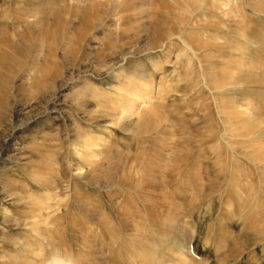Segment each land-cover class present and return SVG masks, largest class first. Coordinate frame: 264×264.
I'll return each mask as SVG.
<instances>
[{"label":"rangeland","instance_id":"374dc122","mask_svg":"<svg viewBox=\"0 0 264 264\" xmlns=\"http://www.w3.org/2000/svg\"><path fill=\"white\" fill-rule=\"evenodd\" d=\"M39 1L0 0V32L14 25L17 41L28 34L26 25L37 24L38 17L25 18ZM99 1L97 9L93 0L61 3L68 11L56 54H47L49 99L44 102L38 94L24 108L20 101L25 97L14 92L16 100L9 101L0 118V264H32V254L19 248L37 236L23 225L31 208L27 200L33 197L42 204L57 202L38 218L45 231L42 247L48 253L55 247L60 264H141V250L154 252L156 258L160 251L153 264L175 252L177 264H264V242L239 243L242 224L237 217L222 220L221 236L213 226L221 209L233 215L235 207H244L250 215L259 192L248 184L252 176L232 170V154L240 155L250 171L254 166L242 154L240 137L224 130L203 74L212 63L221 67L226 59L242 60L241 66L255 75L249 85L259 90L250 94V107L264 106V43L250 42L252 49L242 53L228 48L245 41L237 26L264 38V0H219L220 6H229L224 7L227 19L211 10L209 0ZM235 17L239 25L232 21L230 31L227 21ZM191 26L206 46L198 49L183 40L181 35ZM234 76L225 86H233L231 94L240 102ZM129 81L141 82L138 86L160 104V116L146 130H137L135 114L122 112L130 101ZM232 176L244 180L246 187L237 189L230 201ZM173 216L182 240L173 243L175 247L164 246L161 235L176 232L165 231L160 221ZM133 236L131 244L126 243ZM233 246L240 254H234Z\"/></svg>","mask_w":264,"mask_h":264},{"label":"bare ground","instance_id":"6f19581e","mask_svg":"<svg viewBox=\"0 0 264 264\" xmlns=\"http://www.w3.org/2000/svg\"><path fill=\"white\" fill-rule=\"evenodd\" d=\"M50 1L51 0H43V1H39L35 5H31V7L33 6L32 7L33 9L28 14V17L25 19L28 20V18H30V17L31 18L38 17V18H37V24H35V22H34L35 20H34V21H32V22H34V25L32 23L31 24L29 23V27H28V25H26V27H27L26 29L28 31V32L27 31L26 32L28 34H25V36L28 35L27 38H25L24 34H23V36L19 35L20 38H19V41H17V39L14 36V32H13L14 31V25H12V24H11L12 26H7L6 28L4 27L5 28L4 31L0 32V118H2L5 111L9 109V105H10L9 101L12 98L15 99L14 98L15 97L14 92H16V95H23L25 97V101H20L21 104H22V102L24 103V105H23L24 108H28L30 106V99L32 101H34V99L37 97L38 94H39L38 97H40L44 102L48 98L47 97L48 96L47 90H48L49 82L47 80V76L49 73V66L47 65V63H50V61H49L50 58L48 59L49 55H47V54H50V53L52 54L53 52H55V54H56V50L59 47V41L62 37L63 31L65 30V23L63 21L64 20L63 18L65 17L64 15H65V12L67 10L61 4L65 0L64 1L62 0L63 2H61V3L59 2L61 0H59V1L57 0L58 3H57V1H56V3L60 4V5L56 4V5H54L55 7H53V8H51L52 6L49 7V4H51ZM196 1H198V0H196ZM209 1H210V4H209V2H208V4L210 5L211 10L215 11V13L220 14V15L222 13L221 19L222 18L224 19V17L226 18L228 11L224 9L225 5L221 4L222 6H220L219 0H209ZM45 2L47 3L48 8L45 6L46 5ZM128 2H131V1L129 0ZM204 2H205V0H204ZM235 3H237V2H235ZM90 4H92V1L90 2ZM99 5H100L99 0H93V5H92L93 8L97 9ZM228 7L229 6L227 5V7H225V8L228 9ZM230 7L232 8L235 6L230 5ZM84 8L81 10H83L82 14L85 15L88 10L86 9V7H84ZM236 8L238 9V7H236ZM238 10H240V9H238ZM79 11L80 10H78L77 12H79ZM74 12H75V10H74ZM50 14L53 16H51ZM50 16L54 18V21H53L54 23L52 25H50V22H48V18H50ZM200 16L202 17V14ZM244 16L247 19L252 18V16L249 14H245ZM82 18H83V15H82ZM228 20L229 21H227V23L230 24V27H228V30L231 29L232 21H235L236 25L239 22L237 18L236 19L230 18ZM35 25H38L37 26L38 29L37 28L34 29V27H36ZM237 27H236V32L238 33L239 37H242V38L244 37L245 41L240 42L238 45L235 42V44L237 46H233L232 44H229L228 48L239 50V51L243 49L241 51V53H242V52H244V50L252 49V47L249 44L250 42L251 43L256 42V43H261V44L264 43V38L260 35V33H258V32L250 33L249 31L247 32V29H239ZM36 29H37V31H35ZM81 29H83V28H81ZM252 30H254V29H252ZM77 31H78V29H77ZM175 35H177V34H175ZM178 36H180V35H178ZM199 36H200V33L197 32L196 29L192 26L186 27V29L184 30L183 36L181 35L183 40H185L188 44H190V46L194 45L198 49L207 45V43L205 41L200 40ZM182 38H181V40H182ZM217 38H219V37H217ZM169 41H171V40L169 39L166 42H169ZM194 50H196V49H194ZM204 53H206V52H204ZM51 57H53V56H51ZM229 60L231 62H229ZM197 62H199V61H197ZM198 65H200V64H198ZM241 65H242V60H240L238 58H235V59L230 58V59H226V61L223 63V65L221 67H219V65H217L216 63H212V64L208 65L206 67V69H204L203 74L205 75V79H206V81H207V83L211 89V93L213 94V97L215 100V103L214 102L213 103H214V106L216 108V111L219 114V116L221 117V119L223 118V121H225L223 123L224 124V130L226 132H228V134L230 136L236 137V135H237L240 137V142H238V143H240L243 146V147H241V149L243 148L242 154L245 155L244 157H247V160L252 162L253 166H254V171L253 170L250 171L248 168H246L247 166L246 167L244 166V164L242 163L243 161H241L239 159L241 157L240 155L232 154L231 156H229L230 157L229 162L231 161L232 170L234 172L245 173L247 176H252V181L248 184H250L253 187H257L258 188L257 190L259 192L258 193V196H259L258 200L255 201V203H254L255 205L253 204L254 206L252 205L254 207L253 210L252 211L248 210V213L250 215L246 214L247 211L245 212L244 207H240V209H238V210H236L237 208L235 207V211H234L233 215H230L229 213H226L225 211H223L221 209L220 212L218 213V216H217L218 219L215 221V224L213 226L215 227L217 233L221 236L220 231L223 229L222 228L223 227L222 226V220L225 218V219H227V221H232L235 217H237V220H239V222L242 224L239 232L237 233L238 241H239V243L247 246V244L250 241L264 242V199L261 196V195H264V128L262 125V123H264V116H263L264 115V113H263L264 112V106L263 105L261 106L260 104H259L260 106H257L258 105L257 104V105H252V107H250V105H251L250 104L251 98H249L250 94L252 95L253 93H257V91H259V90H254L253 89L254 87L251 88V86H250L251 84L249 85V83L251 81H253V77L255 76V75L253 76L252 73L250 72V69H249L250 67L249 68H243ZM235 70L239 75L236 74ZM200 72H201V70H200ZM234 73H235V76H238L237 78L233 75ZM231 76L232 77L234 76L237 79V82L234 81V83H236V85L237 84L239 85L237 88V94L242 96L239 99L240 102H236V100H235V97L237 95L233 96L234 95L232 93L234 91L233 86H225L226 81H230L231 84L233 83V80H231ZM18 82H19V84H17ZM129 82L132 86L131 87L129 86V88H128L127 93H128L129 97L127 96V99H129L130 101L129 102L127 101L128 105H122L123 106V108H121V109H123L122 112L126 115L132 113V114H130V116L135 114V116H134L135 121L134 122L136 124L137 130H140V129L146 130V128L153 125L152 122L154 121V119L157 118V116H160V112L157 111V109L160 107V104H158V102H157L158 100H156V103H154V101L149 97L147 89H143V88H140L138 86V85L142 84L141 82L139 84H136V82H134V81H129ZM196 82L198 83V81H196ZM26 85H27V87L28 86L32 87L33 90L31 91L30 87L28 90ZM262 93L264 94V92H262ZM248 99H249L250 103L248 102ZM263 99H264V97H263ZM152 101L154 104L151 103ZM17 102H19V101H17ZM148 103L151 105H149ZM11 105H13V104H11ZM42 105L44 107V103ZM120 105H121V103H120ZM211 106H213V105H211ZM120 107H118V108H120ZM142 108H145V109L141 110ZM212 108H214V107H212ZM10 109H12V108H10ZM207 109H209V108H207ZM160 111H161V109H160ZM209 113H210L209 122H210V126H211L212 125V122L210 121V119L212 118L211 117V110ZM120 119H118V120H120ZM17 126L18 125H15V127H17ZM19 127H22V126H19ZM13 128H11V129H13ZM220 138L221 137H219V139ZM235 141H237V140H235ZM87 144L89 145V143H87ZM221 164L224 165L223 167H225V165H226L223 162H221ZM221 164L218 166L221 167ZM77 174H78V172H77ZM214 176L215 175H213L212 177L215 178ZM231 179H232L231 183L233 182V184H230L228 187L229 188V195H230L229 200L233 201L237 195V189H239V188L244 189L246 187L245 186L246 183H244V184L242 183L244 180L242 182L239 179L236 180V177L235 178L233 177ZM185 183H186V180H185ZM191 185H193V184H191ZM184 186L186 187V184ZM251 186L249 187V189L251 188ZM186 189H188V188H186ZM41 199H43V201H44L46 199V197L41 198ZM131 201H133V200H131ZM27 202L31 205L30 206L31 208L29 210L30 214L27 215L26 221L23 223V225L25 224V226L29 229V231L34 232L35 233L34 235H37V236L35 237L36 240L33 238L34 241L33 240L28 241L27 239H26L27 241L24 240L25 242L23 243V245H21L22 247H20L19 250L23 249V250H26L27 252L32 254V258H33V259H31V260H33L32 264H60V263H62L63 260L59 255V251L57 249H55V247H53L54 250H52V249H51L52 251L49 250V253L44 251L42 245L44 244L43 243V237L45 235V231L40 226V220L38 218L40 212L52 211L55 207H57V202L52 201V203H49V201H47V202H45V204H42V203H40L38 197L30 198L27 200ZM53 203L56 205H53ZM148 205H149V203H148ZM152 205L153 204H151L150 206H152ZM58 206H59V204H58ZM150 209H152V207ZM152 211H154V210H152ZM154 216L156 217L157 214H155ZM20 218H21V216H20ZM101 223H100V225H101ZM160 223H163V225L165 226L164 227L165 231L170 232L174 229V225L176 224V220H175L174 216L173 217H166L162 221H160ZM178 223H177V225H178ZM94 225H93V227H94ZM107 225L108 224H106V226ZM103 226H105V225H103ZM109 227L110 226L108 225V228ZM108 228H106V229H108ZM88 229H89V227H88ZM164 229H162V231ZM177 229L178 228L175 227L173 232L174 231L176 232ZM107 231L111 232L110 230H107ZM107 231H106V233H107ZM151 231L153 232L155 230H151ZM85 233H87V232H85ZM164 234L165 235H161L159 233V235L162 236V240H163L162 242H163L164 246L166 245L165 243H169L171 245L173 243H178L179 241L181 242V240H182V239H180L182 236L179 237L178 236L179 234L177 235V232H176V235H174V233L172 235H170V233L167 234V232H165ZM30 235H31V233H30ZM150 235L152 236V233ZM108 236H109V234H108ZM158 236H157V238H158ZM155 237L156 236H154V238ZM133 238H134V236L131 237L129 240H126V243H128ZM148 239H149V237H148ZM218 239L220 240V237H218ZM38 240L40 241V244L35 243ZM136 240L134 239V241H136ZM152 241L154 243L153 239H152ZM136 243H137V241H136ZM184 243H183V246H184ZM178 244H180V243H178ZM173 246H174V244H173ZM168 247H167V251H168V249H170V247L169 248ZM176 248H178V247H176ZM184 249H186V248H184ZM178 250L181 251V249H178ZM152 251H154V249ZM164 251L166 252V250H164ZM170 251H172V250L170 249ZM233 251H234V254L235 253L240 254V250L237 246H233ZM182 252H184V251H182ZM151 253H154V252H151ZM151 253H148V251H146L144 253V252H142V250L138 251L137 256H138L139 260L141 261V264H153L156 256H154V254H151ZM155 253H157V252H155ZM159 254H160V251L157 255L158 259H160ZM178 254L179 253L175 252V255L179 256ZM234 254H233V256H234ZM175 255H173V254H168V256L165 255V257H164L165 259L161 258V260L159 261L158 264H177L178 261H175ZM137 256H135V257H137ZM162 256H164V254ZM231 256H232V254H231ZM182 258H185V257H182ZM178 259H179V257H178ZM14 261H16V260H13V262ZM10 262H11V260H10ZM16 262H14V263H16ZM180 262L181 261H179V264H180ZM154 264H157V263H154Z\"/></svg>","mask_w":264,"mask_h":264}]
</instances>
